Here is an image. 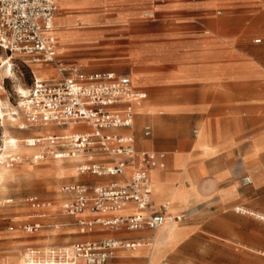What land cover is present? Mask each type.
<instances>
[{
  "label": "crops",
  "instance_id": "1",
  "mask_svg": "<svg viewBox=\"0 0 264 264\" xmlns=\"http://www.w3.org/2000/svg\"><path fill=\"white\" fill-rule=\"evenodd\" d=\"M56 2L59 12L57 11L58 15L56 13L53 19L52 34L60 54L71 49L88 51L103 42L101 38L104 32L95 28L98 23L108 22L112 26L109 29L112 32L118 30H116L118 24L121 25L120 38L113 41L116 40L121 51L125 52V60L122 63L126 62L124 65H130V69L127 72H117L115 69L80 71L91 73L108 70L128 74L135 90L143 93V96L134 102L135 124L133 122L132 127L123 132L133 137L137 149L164 153V166L150 169L148 174L150 182L151 178L155 179L157 185L160 184V188L166 194H172V197L170 196L169 202H163L159 196H153L151 192L152 202L154 205L170 204L171 215H185L182 221L177 222L172 218L153 232L143 229L114 233L96 225L92 233L83 234L82 238L76 241L107 236L131 239L152 237L151 246H141L134 250L119 249L117 251L119 254L114 257L119 258L118 261L104 264H132L134 258H145V264H159L161 261L168 264H231V261L226 262L231 257L220 251H214L212 256L208 257L202 254L199 244L207 239L214 242L219 240L238 243L247 250L264 253V224H258L255 219L246 215L249 213L264 217L255 213L264 212V178L255 173L256 167L253 166L256 163L255 155L261 150L264 151V136L256 134L247 141L243 147V156L240 158L239 144L243 137L239 135L235 120L230 124L225 122L221 129L216 128L213 132L207 130L208 126L205 123H201L198 129V132L202 129L201 135H198L196 129L191 130L190 126V122L196 126L201 121L199 115L205 116V121L215 123L221 117L218 115L228 111L234 113L238 110V99L210 94L208 98L190 101L176 98L157 104L142 103L147 97L145 88L149 84L157 90L186 85L193 91H202L224 85L226 83L224 80L232 82L226 79L235 81L263 75V71L254 63L214 62L230 54L228 46L230 43L234 45L238 34L225 33V19L219 20L216 25L202 18L212 6V1L154 0L147 10L146 0H56ZM258 2L264 10V0ZM216 13L219 14L220 10ZM154 14L157 16V28H141L140 18L154 17ZM262 15L264 17V14ZM215 25L217 36L213 39L204 28L209 29ZM56 26L62 28L57 29ZM253 41L260 42L261 38L257 37ZM146 49L152 52L148 55L146 65L133 66L128 62L138 61L139 52L142 53ZM209 59L211 63H208ZM150 61L167 67L159 70L158 75L151 77L144 70ZM65 64L77 67L73 63ZM44 66L47 71L44 79H52L53 72L57 71L51 65ZM132 72H137V76H132ZM143 74L151 78L149 81L144 80V86L133 82L132 77L140 82V76ZM137 106L139 110L136 113ZM203 110H207L208 113L201 114ZM146 122L151 123L145 125L152 128L149 137L142 134L141 125ZM84 128L88 130L85 125L81 127ZM74 163L76 164V161ZM243 169L249 171L254 184L248 186L239 184L240 172ZM102 181L103 179L94 182ZM237 212L240 213L237 215ZM11 218L14 221H21L20 215H13ZM40 218L31 222L41 221ZM134 233L144 234L137 237L129 236ZM27 242L28 239L9 237L0 240V248L8 252L5 259L3 258L4 261L10 263L13 257L11 255H15L13 253L24 245L23 251L38 244L28 245ZM23 251L19 256L22 257ZM257 258V255L253 254L252 260L242 262L238 251V254L233 256V264H258Z\"/></svg>",
  "mask_w": 264,
  "mask_h": 264
},
{
  "label": "built area",
  "instance_id": "2",
  "mask_svg": "<svg viewBox=\"0 0 264 264\" xmlns=\"http://www.w3.org/2000/svg\"><path fill=\"white\" fill-rule=\"evenodd\" d=\"M57 11L56 0H0V47L32 62L52 65L59 73L55 79L34 78L23 96L25 120L38 126L51 123L76 128L68 135H37L30 145L47 142L49 150L34 154L33 159L45 154L75 157L79 174L104 178L102 182L75 181L59 187L60 211L75 218L79 233H92L96 225L114 233L156 229L170 219V213L168 203L153 204L148 172L164 166V153L137 149L133 137L123 132L132 127L134 102L143 93L135 90L128 74L108 70L82 73L57 60L52 34ZM84 125L88 130L81 129ZM261 131L264 134V126ZM142 134L149 137L151 126H143ZM7 159L13 163L21 157L8 154ZM252 183L250 175L239 176L241 186ZM26 201L37 211L51 205L37 195H29ZM43 216L44 212L34 214L36 219ZM184 218V214L173 216L177 222ZM41 226L36 220L24 223L22 229L33 233ZM147 239L107 236L68 246H30L22 257L24 264H104L116 257L119 249H134Z\"/></svg>",
  "mask_w": 264,
  "mask_h": 264
},
{
  "label": "rangeland",
  "instance_id": "3",
  "mask_svg": "<svg viewBox=\"0 0 264 264\" xmlns=\"http://www.w3.org/2000/svg\"><path fill=\"white\" fill-rule=\"evenodd\" d=\"M152 1L154 0H146V10L149 9L150 5L152 6ZM211 1L212 6L202 15V18L216 25L219 20L225 19V33L238 34L234 45L230 43L228 46L230 54L220 60L215 59L217 61L214 62L227 64L234 62L254 63L259 70L263 71V75L241 78L235 81L226 79L232 82L224 80V82H226L224 85H218L213 90L202 91H193L186 85H180L178 88L167 87L157 90L153 88L152 84H149L145 88L147 97L142 103L157 104L176 98L190 101L208 98L210 94H216V96L226 95L228 99L237 98L238 110L234 113L228 111L223 113V115H218L221 117H219L217 119L218 121L215 123L208 122L207 120L205 121L206 117L199 115L198 118H201V121L196 126L190 122V126H192L191 130L196 129L198 132L200 124L205 123L208 126L207 130L213 132L216 128L221 129L222 124H225V122L230 124L232 120H235L239 135L243 137L239 144V156L242 158L245 143L251 140L256 134L264 136L261 131L264 125V17L262 15L264 14V10L260 7V2H258V0ZM217 10H220L219 14L216 13ZM156 18L157 16L155 14L154 17L140 18L142 23L141 28H157L158 21H156ZM216 25L209 27V29L204 28L208 32L210 38L215 39L217 36ZM111 27L112 26L106 21L96 24L95 28L104 32L101 38L103 42L97 44L93 49H88V51H80L78 49L65 51L57 55V60L67 64L73 63L79 69L86 71L115 69L117 72H127L131 66L128 64L124 65L126 62L122 63V61L125 60V52L121 51V47L116 40L113 41L115 38H120L121 25L118 24L116 26V30H118L115 32L109 30ZM56 28L60 29L62 27L56 26ZM257 37L261 38V41L256 43L253 39ZM150 53L152 52L146 49V51L142 53L139 52L138 61L131 60L128 62L133 66L146 65ZM1 59L8 60L10 64L8 66H6V64L2 66L0 62V99L3 102L2 109L4 113L3 118H1L0 115V169L6 173L4 185L3 187L0 186V240L7 237L10 239H28V245L38 243L34 246L39 247L69 245L81 239L83 234L79 233L75 224V218L63 214L60 211L59 204L62 198L59 192L60 185L75 181L94 182L96 180H104V178L90 173L79 174L76 164L71 162L73 158H54L51 154H45L44 158L38 160L33 159L34 154L40 153L43 150H49V148H47V142L43 145H30L37 135L46 136L48 134L59 133L68 135L76 128L70 126H57L51 123L40 126L28 123L25 120L22 107H18L19 100L23 101V98L19 97L16 89L20 85L27 90L34 80V72L38 67L44 68L45 64H36L30 61L25 55L9 52L0 47V61ZM208 63H211V59H209ZM166 67V65L150 61L148 67L144 68V70L149 76L154 77L158 75L159 70H163ZM9 68L11 69L10 72L8 71ZM53 73L52 79L59 76L56 72ZM148 75H139L141 77L140 82L132 77L133 82L140 86H144V80L149 81L151 79ZM132 76H137V72H132ZM230 104L231 103H229V105ZM138 108V106L135 107L136 113L139 110ZM10 113L14 114L16 121H12L8 116ZM207 113V110L201 111V114ZM145 124L151 123H143L141 129ZM209 126L211 128H209ZM202 133V129H200L198 135ZM191 134L194 136L193 131H191ZM10 138L15 140L14 144H10L6 141V139L9 141ZM8 154H19L21 159L18 162L9 163L7 159ZM255 159L256 163L253 164V166L255 165L256 168L254 171L258 176L264 178V151H259L255 155ZM64 167L67 168L68 172L73 169L76 173L74 175L62 173L60 169ZM242 174H249V171L243 169L240 172V175ZM29 195H37L42 200L50 201L51 205L47 209H44V211H37L27 203L26 198ZM8 199L11 201H6ZM38 212L45 213V216L42 217V219L40 218V222L42 223L41 228L33 233L25 232L22 229V225L26 221L31 222L36 219V217L34 218V214ZM239 213L240 212H237V215ZM255 213L264 215V212ZM13 215H20L21 221H14V219L11 218ZM246 215L255 219L258 224H264V220L255 218V214L252 215L248 213ZM10 225L13 226V230H8V226ZM147 231L151 232L153 230ZM143 234L144 233H134L129 236L137 237ZM199 245L202 254L207 257L212 256L214 251H220L224 253L225 256L231 257L227 259L226 262L231 261V264H233V256L240 251L242 262L252 260V255L255 254L258 257V264H264V253L247 250L238 243L219 242V240L218 242H214L207 239L202 241ZM23 247L15 251L13 253L15 255H11L13 259H11L8 264H14L18 260L20 257L19 255L23 251ZM6 254H8V252L0 248V258L2 259L0 260V264H7L4 261V257L7 256ZM118 259L119 258H113L106 263L116 262ZM166 260L168 261V258H166ZM132 264H145V258H134L132 259Z\"/></svg>",
  "mask_w": 264,
  "mask_h": 264
},
{
  "label": "bare ground",
  "instance_id": "4",
  "mask_svg": "<svg viewBox=\"0 0 264 264\" xmlns=\"http://www.w3.org/2000/svg\"><path fill=\"white\" fill-rule=\"evenodd\" d=\"M57 53L58 54H60V51H59V49L57 48ZM1 64H2V66L3 65H5L6 64V66H8L9 64H10V62L8 61V60H5V59H1ZM11 66V65H10ZM52 66V65H51ZM53 67V66H52ZM56 71H57V73H58V70L55 68V67H53ZM10 68H9V72H10ZM6 71V70H5ZM35 74H34V78H36V79H44V77H45V75H46V73H47V71H46V69H44V68H37V70L34 72ZM59 74V73H58ZM16 91H17V93L19 94V97L21 98H23V96L24 95H26V93H27V90L25 89V88H23V87H21L20 85L17 87V89H16ZM20 102H19V105H18V107L20 108V107H22V109H23V112H24V108H23V101L22 100H19ZM2 101H1V99H0V115H1V118H3V109H2ZM4 105V104H3ZM11 119H12V121H16V117L14 116V114L13 113H10L9 115H8ZM18 119V118H17ZM19 120V119H18ZM24 125V124H23ZM5 141V140H4ZM6 141L7 142H9L10 144H14L15 143V140L13 139V138H10L9 139V141L6 139ZM251 153V152H250ZM249 154V153H248ZM69 158H73V157H69ZM75 160H76V158H73V160L71 161V162H75ZM244 161V160H243ZM246 161V160H245ZM247 162V161H246ZM5 167V166H4ZM3 167V168H4ZM7 168V167H6ZM8 169V168H7ZM6 169V170H7ZM5 170V169H4ZM60 171L62 172V173H67V174H70V175H74L75 173H76V171L75 170H73V169H71V170H69V172L67 171V168H62V169H60ZM150 174H151V171H150ZM151 176V175H150ZM5 179H6V173L3 171V170H1L0 169V186L1 187H3V185H4V182H5ZM252 179V178H251ZM253 182V181H252ZM158 183H157V181L155 180V179H153V178H151V187H152V194H153V196H159L162 200H163V202H169L170 200V198L172 197V194L170 195L169 193L168 194H166L165 192H164V190L162 189V188H160V184L159 185H157ZM165 191H166V189H165ZM171 196V197H170ZM170 205V204H169ZM169 205L167 204V206H168V211H169ZM170 219H172L173 218V216L174 215H171V213H170ZM170 219H168V220H170ZM167 220V221H168ZM166 221V222H167ZM162 226V225H161ZM160 226V227H161ZM159 228V227H158ZM158 228H156V229H153V231H156ZM153 231H151V232H153ZM161 231V230H160ZM161 235V234H160ZM149 239H147V240H145V241H141V243L138 245V246H136L134 249H136V248H138V247H141V246H151L152 245V241H153V239H152V237L151 236H147ZM164 240V239H163ZM165 241V240H164ZM134 249H132V250H134ZM150 253V252H149ZM18 257V256H17ZM13 259V258H12ZM8 264V263H7ZM14 264H24V261L22 260V257L20 256L19 258H18V260L14 263ZM80 264H85V263H80Z\"/></svg>",
  "mask_w": 264,
  "mask_h": 264
}]
</instances>
